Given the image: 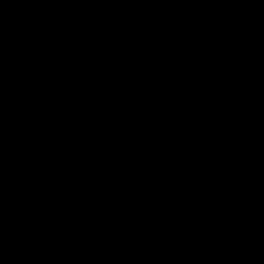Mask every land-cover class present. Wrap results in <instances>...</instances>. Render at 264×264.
Masks as SVG:
<instances>
[{
  "label": "water",
  "instance_id": "1",
  "mask_svg": "<svg viewBox=\"0 0 264 264\" xmlns=\"http://www.w3.org/2000/svg\"><path fill=\"white\" fill-rule=\"evenodd\" d=\"M0 264H264V0H0Z\"/></svg>",
  "mask_w": 264,
  "mask_h": 264
}]
</instances>
